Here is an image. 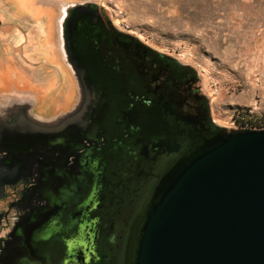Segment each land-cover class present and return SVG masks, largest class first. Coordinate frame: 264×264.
Returning <instances> with one entry per match:
<instances>
[{"label":"flooded vegetation","instance_id":"af4514ba","mask_svg":"<svg viewBox=\"0 0 264 264\" xmlns=\"http://www.w3.org/2000/svg\"><path fill=\"white\" fill-rule=\"evenodd\" d=\"M74 12L65 37L88 105L80 106L79 95L72 117L49 122L28 115L25 104L1 105L0 198L11 199L19 215L0 264H126L129 224L159 176L160 137L144 133L145 119L153 127L157 117H169L168 106L204 121L207 102L191 68L110 18ZM6 81L0 71V84ZM142 158L156 162L152 171Z\"/></svg>","mask_w":264,"mask_h":264},{"label":"rangeland","instance_id":"374dc122","mask_svg":"<svg viewBox=\"0 0 264 264\" xmlns=\"http://www.w3.org/2000/svg\"><path fill=\"white\" fill-rule=\"evenodd\" d=\"M27 1L0 0V71L7 77L1 105L25 104L28 115L49 122L74 111L79 95L83 102L65 46V29L81 8L191 68L214 126L264 128V0ZM14 28L18 38L10 44ZM139 161L151 171L156 163ZM11 202L0 198V249L19 215ZM86 248L81 243L85 259Z\"/></svg>","mask_w":264,"mask_h":264},{"label":"water","instance_id":"95a60500","mask_svg":"<svg viewBox=\"0 0 264 264\" xmlns=\"http://www.w3.org/2000/svg\"><path fill=\"white\" fill-rule=\"evenodd\" d=\"M65 46L76 71L68 37ZM166 107L167 119L143 123L160 137L159 176L129 224L125 263L264 264V129L206 127L207 108L201 122Z\"/></svg>","mask_w":264,"mask_h":264},{"label":"crops","instance_id":"0c3cea01","mask_svg":"<svg viewBox=\"0 0 264 264\" xmlns=\"http://www.w3.org/2000/svg\"><path fill=\"white\" fill-rule=\"evenodd\" d=\"M10 1H18V3L21 5H24V7H27V5H28L27 0H10ZM31 14H32V12H31ZM30 18L36 19L37 17L33 16V18L32 17H30ZM11 35H12V38H11ZM0 36H1V33H0ZM7 36L10 38L9 39L10 44H11V39H12L13 43H15L17 41V38H18V34L16 33V28L13 29L12 34L9 32V34ZM0 112H1V102H0ZM38 123H39V121H38Z\"/></svg>","mask_w":264,"mask_h":264},{"label":"built area","instance_id":"2783aa9c","mask_svg":"<svg viewBox=\"0 0 264 264\" xmlns=\"http://www.w3.org/2000/svg\"><path fill=\"white\" fill-rule=\"evenodd\" d=\"M233 127V131H235V130H251V129H243L242 127H240V126H232ZM255 129V128H254ZM262 129H264V128H262Z\"/></svg>","mask_w":264,"mask_h":264},{"label":"bare ground","instance_id":"6f19581e","mask_svg":"<svg viewBox=\"0 0 264 264\" xmlns=\"http://www.w3.org/2000/svg\"><path fill=\"white\" fill-rule=\"evenodd\" d=\"M241 127V126H240ZM243 128V127H242ZM244 129V128H243ZM260 129H262V128H255V129H251V130H260Z\"/></svg>","mask_w":264,"mask_h":264},{"label":"trees","instance_id":"16d2710c","mask_svg":"<svg viewBox=\"0 0 264 264\" xmlns=\"http://www.w3.org/2000/svg\"><path fill=\"white\" fill-rule=\"evenodd\" d=\"M244 129H249V128H247V127H244V126H242Z\"/></svg>","mask_w":264,"mask_h":264}]
</instances>
